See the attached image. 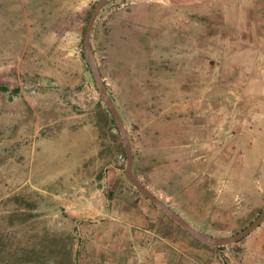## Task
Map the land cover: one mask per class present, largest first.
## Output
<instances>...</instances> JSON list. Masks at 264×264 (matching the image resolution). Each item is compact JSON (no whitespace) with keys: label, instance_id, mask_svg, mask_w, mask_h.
Listing matches in <instances>:
<instances>
[{"label":"rangeland","instance_id":"rangeland-1","mask_svg":"<svg viewBox=\"0 0 264 264\" xmlns=\"http://www.w3.org/2000/svg\"><path fill=\"white\" fill-rule=\"evenodd\" d=\"M97 1L0 0V264H83L85 241L100 242L86 234L118 231L112 218L167 236L183 249L178 264H264V221L238 242L205 246L125 177L120 133L82 52ZM256 20L264 0H112L90 36L134 174L214 236L264 207L263 143L244 120L256 101L242 77L226 79L229 89L211 74L242 70L244 54L230 65L228 51L249 47L227 38H251ZM240 133L252 144L234 142Z\"/></svg>","mask_w":264,"mask_h":264},{"label":"crops","instance_id":"crops-1","mask_svg":"<svg viewBox=\"0 0 264 264\" xmlns=\"http://www.w3.org/2000/svg\"><path fill=\"white\" fill-rule=\"evenodd\" d=\"M249 10L253 14V20L255 15L258 14L260 19H263V9H256L254 5ZM257 18V17H256ZM250 23V22H249ZM251 38H241L236 35L234 38L228 37V41L233 44L243 43L249 47L242 53L239 51L233 52L228 51L229 60L236 61L237 58L240 60V54H244L245 60L243 63L242 70L238 69V66L231 67L224 72L218 71L216 74L212 71L217 79H223L225 82L218 81V87L225 88L226 86L230 89V85L226 82V79L232 77H242L245 79L244 88L247 89V93L251 99H255V104L249 105L248 112L245 116L247 123H250L248 127L252 130L253 134L258 135V140L263 150L260 152L258 157L262 164L263 180H264V23L263 21L256 20L251 21L248 27ZM227 39H223L220 45L224 47ZM234 45V46H235ZM227 46V45H226ZM256 49V50H253ZM214 54V53H212ZM218 54H221L220 47ZM214 59V57H212ZM237 60V61H239ZM217 64L218 62L214 61ZM219 64V63H218ZM212 65V67H214ZM230 67V66H228ZM245 67V68H244ZM212 88V87H207ZM254 102V101H253ZM263 133V135H262ZM263 136V138L261 137ZM234 142H239L243 146L252 144V141L248 138V134L240 133ZM242 146V147H243ZM234 146H232L233 148ZM241 154V151H239ZM248 166L247 163H244ZM244 168V166H243ZM246 168V167H245ZM264 189V188H263ZM120 223L121 228L118 231H107L97 229L89 231L86 234L87 238H99L100 242L97 244L91 243V240H86L85 244L87 255H85L83 264H178L179 258L182 257V248L172 246L171 241L165 235H156L149 230L143 229L129 230L128 223L125 220L119 218H112ZM145 220V219H144ZM144 220L139 219V222L144 223ZM90 223H99L96 219H85L84 221ZM156 238L158 240H156ZM89 248V249H88ZM99 252H97V251ZM79 256V255H78ZM179 257V258H178ZM80 258V256H79ZM81 260L79 259V264Z\"/></svg>","mask_w":264,"mask_h":264},{"label":"water","instance_id":"water-1","mask_svg":"<svg viewBox=\"0 0 264 264\" xmlns=\"http://www.w3.org/2000/svg\"><path fill=\"white\" fill-rule=\"evenodd\" d=\"M112 0H98L93 6L89 13V17L86 23L83 39H82V52L84 58L89 66L92 78L96 84L98 93L101 99L104 101L106 107L110 111L112 118L115 121L116 127L120 133L121 145L123 152L126 158L125 165L123 167V172L127 180L131 185L144 197H146L150 202L156 205L161 209L168 217H170L176 224L181 228L187 231L189 234L194 236L200 242L212 246L219 247L229 245L239 240L243 239L248 234L252 233L263 221H264V207L260 213L243 229L237 231L234 234L227 236H214L205 232L200 231L199 229L193 227L186 219H184L179 213L173 210L166 203L161 201L152 191H150L134 174L133 172V153L130 145V140L128 138L127 131L125 129L123 120L115 107V104L107 92L105 83L100 75L99 69L96 65L93 51L90 43V36L93 29L94 22L100 12V10Z\"/></svg>","mask_w":264,"mask_h":264},{"label":"trees","instance_id":"trees-1","mask_svg":"<svg viewBox=\"0 0 264 264\" xmlns=\"http://www.w3.org/2000/svg\"><path fill=\"white\" fill-rule=\"evenodd\" d=\"M93 6H94V5H93ZM93 6H92V8H93ZM83 57H84V55H83ZM0 89H1V90H6V87L0 86ZM123 154H124V152H123ZM205 246H207V245H205ZM218 248H220V246H219Z\"/></svg>","mask_w":264,"mask_h":264},{"label":"built area","instance_id":"built-area-1","mask_svg":"<svg viewBox=\"0 0 264 264\" xmlns=\"http://www.w3.org/2000/svg\"><path fill=\"white\" fill-rule=\"evenodd\" d=\"M121 159L124 160V156L123 155H120Z\"/></svg>","mask_w":264,"mask_h":264}]
</instances>
